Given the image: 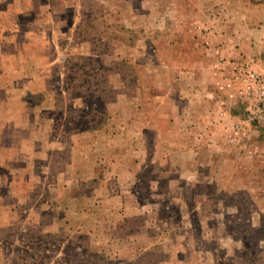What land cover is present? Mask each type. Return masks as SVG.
Masks as SVG:
<instances>
[{
	"label": "rangeland",
	"instance_id": "obj_1",
	"mask_svg": "<svg viewBox=\"0 0 264 264\" xmlns=\"http://www.w3.org/2000/svg\"><path fill=\"white\" fill-rule=\"evenodd\" d=\"M43 2L42 76L0 116L34 137L0 159V264H264V0ZM144 132L117 188L104 156Z\"/></svg>",
	"mask_w": 264,
	"mask_h": 264
},
{
	"label": "crops",
	"instance_id": "obj_2",
	"mask_svg": "<svg viewBox=\"0 0 264 264\" xmlns=\"http://www.w3.org/2000/svg\"><path fill=\"white\" fill-rule=\"evenodd\" d=\"M43 1L44 0H0V101L7 102L4 109H0V116L9 111L12 112L13 106L10 107V103H18L20 97L25 95L26 90L25 85L23 84L25 79L38 80L42 76L39 67L36 68L34 61L36 45L41 38H34V36L37 32H45L48 30L45 26H42L44 22L40 19L42 16H52L53 13L58 14L59 12L55 10L48 12V7L41 9L42 3H44ZM24 15H28V19L23 18ZM36 26L38 28H36ZM42 42L46 41H41L40 44V47L43 48L40 49V52L44 55L45 45ZM27 65H29V67L35 65L33 74L27 73V71H29L27 70ZM181 102L182 101L178 104ZM181 119V113L176 114V116L173 113L171 117L173 129L179 128ZM21 120L20 116H16V119L0 121L1 160L15 161L28 157L29 154L26 153L29 151L27 144H33L34 137L29 138L27 135L23 136L19 133L8 134L5 131H2V129L17 128L18 126H29V120ZM128 121V119L124 120V128L130 126ZM145 122L148 123L145 126L143 123V126L149 127V121ZM144 134H146L145 137L140 138V141L142 140V144L140 145H136L137 142L133 144L134 140L129 139V137L125 138L122 142L115 139L114 142H116L115 146L117 147V152H110L104 156L105 160L109 163L114 160L112 164L113 167H111L115 170L114 174L117 176V188L131 187V185H135L137 174H139L140 170L146 166L143 164L145 159L143 158V155L146 154L148 156L150 153L149 149L155 145L156 141L146 132H144ZM176 134L177 138L173 137V143V139L167 142H165L164 139H159L160 142H164V144H172L169 151L171 156L170 159H174L173 156L175 155L180 156V154H185L184 152H189V149H191L189 139L183 140L182 138H178L179 134L183 135L185 132L181 131ZM131 144H133V146ZM163 146L166 148V145ZM90 160L93 166L92 168H95L94 157L91 156ZM11 172L16 173V169L12 168ZM3 175L0 173V176Z\"/></svg>",
	"mask_w": 264,
	"mask_h": 264
}]
</instances>
